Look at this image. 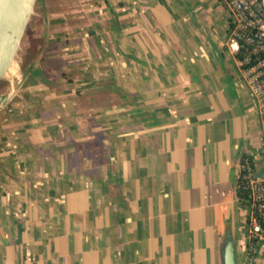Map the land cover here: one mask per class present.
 Listing matches in <instances>:
<instances>
[{"label":"crops","instance_id":"0c3cea01","mask_svg":"<svg viewBox=\"0 0 264 264\" xmlns=\"http://www.w3.org/2000/svg\"><path fill=\"white\" fill-rule=\"evenodd\" d=\"M34 8L0 91V264H221L230 227L246 264L238 168L264 121L225 3Z\"/></svg>","mask_w":264,"mask_h":264},{"label":"built area","instance_id":"2783aa9c","mask_svg":"<svg viewBox=\"0 0 264 264\" xmlns=\"http://www.w3.org/2000/svg\"><path fill=\"white\" fill-rule=\"evenodd\" d=\"M222 1L230 17L226 46L237 56L239 77L256 100L264 121V0ZM11 91H15V86ZM260 156L262 160L256 155H244L238 168L246 190V195L239 197L241 208L246 211V264H255L258 253L264 250V149Z\"/></svg>","mask_w":264,"mask_h":264},{"label":"water","instance_id":"95a60500","mask_svg":"<svg viewBox=\"0 0 264 264\" xmlns=\"http://www.w3.org/2000/svg\"><path fill=\"white\" fill-rule=\"evenodd\" d=\"M36 0H0V83L16 61L25 37ZM1 91V89H0ZM15 91L0 94V105H6ZM221 264H240L232 227L221 242Z\"/></svg>","mask_w":264,"mask_h":264},{"label":"rangeland","instance_id":"374dc122","mask_svg":"<svg viewBox=\"0 0 264 264\" xmlns=\"http://www.w3.org/2000/svg\"><path fill=\"white\" fill-rule=\"evenodd\" d=\"M37 1V0H36ZM35 6H36V2H35ZM35 9V8H34ZM34 14V12L32 13V15ZM32 22V16H31V19H30V23ZM30 23H29V25H30ZM27 38H28V34H27V31H26V34H25V37H24V39H23V42H22V44H21V48H20V50H19V53H18V56H17V58H16V63L18 64V74H19V72H20V60H21V55H22V53H23V49H24V44L26 43V40H27ZM17 74V75H18ZM9 75V74H8ZM6 75V77H4L3 79H2V82L0 83V89H5V88H7V86L8 85H10V83H11V80L12 79H14L16 76H11V75ZM8 76V77H7ZM12 83H14V81H12ZM241 213V215H243L244 216V214H246V212L245 211H242V212H240Z\"/></svg>","mask_w":264,"mask_h":264},{"label":"trees","instance_id":"16d2710c","mask_svg":"<svg viewBox=\"0 0 264 264\" xmlns=\"http://www.w3.org/2000/svg\"><path fill=\"white\" fill-rule=\"evenodd\" d=\"M24 53V52H23ZM21 55V60H20V70L24 69L26 67V63H27V56L25 54ZM237 191L239 194V197L242 198L243 196L246 195V190L243 188L242 183L239 179L238 184H237Z\"/></svg>","mask_w":264,"mask_h":264},{"label":"bare ground","instance_id":"6f19581e","mask_svg":"<svg viewBox=\"0 0 264 264\" xmlns=\"http://www.w3.org/2000/svg\"><path fill=\"white\" fill-rule=\"evenodd\" d=\"M7 73L9 74V75H11V76H17V74H18V64L16 63V61H14L12 64H11V66H10V68L8 69V71H7ZM8 75V76H9ZM7 76V77H8ZM6 77V76H5ZM21 80V79H20Z\"/></svg>","mask_w":264,"mask_h":264}]
</instances>
